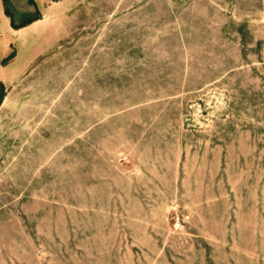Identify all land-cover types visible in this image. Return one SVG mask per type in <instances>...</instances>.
Listing matches in <instances>:
<instances>
[{
  "label": "rangeland",
  "instance_id": "obj_1",
  "mask_svg": "<svg viewBox=\"0 0 264 264\" xmlns=\"http://www.w3.org/2000/svg\"><path fill=\"white\" fill-rule=\"evenodd\" d=\"M48 3L0 104V264H264V0Z\"/></svg>",
  "mask_w": 264,
  "mask_h": 264
},
{
  "label": "crops",
  "instance_id": "obj_2",
  "mask_svg": "<svg viewBox=\"0 0 264 264\" xmlns=\"http://www.w3.org/2000/svg\"><path fill=\"white\" fill-rule=\"evenodd\" d=\"M50 6L48 0H0V25L3 21V29L0 27V104L4 100L8 84L21 71V63L25 58L22 50L16 49V45L23 46L24 40L28 43V62H32L46 46L47 24L51 21V14H47V9L52 8ZM35 11L42 15L34 17ZM29 18L33 19L31 23L15 26Z\"/></svg>",
  "mask_w": 264,
  "mask_h": 264
},
{
  "label": "trees",
  "instance_id": "obj_3",
  "mask_svg": "<svg viewBox=\"0 0 264 264\" xmlns=\"http://www.w3.org/2000/svg\"><path fill=\"white\" fill-rule=\"evenodd\" d=\"M9 14H10V12H9ZM32 21H33V19L32 18H29V19H26V20L22 21L19 25H15V26H19V27L25 26V25L31 23Z\"/></svg>",
  "mask_w": 264,
  "mask_h": 264
}]
</instances>
